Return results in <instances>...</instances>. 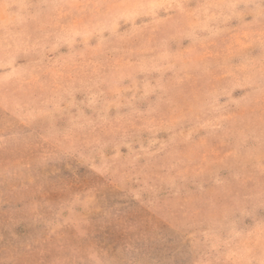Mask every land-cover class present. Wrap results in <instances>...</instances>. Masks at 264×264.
Instances as JSON below:
<instances>
[{
	"label": "rangeland",
	"instance_id": "obj_1",
	"mask_svg": "<svg viewBox=\"0 0 264 264\" xmlns=\"http://www.w3.org/2000/svg\"><path fill=\"white\" fill-rule=\"evenodd\" d=\"M0 264H264V0H0Z\"/></svg>",
	"mask_w": 264,
	"mask_h": 264
}]
</instances>
